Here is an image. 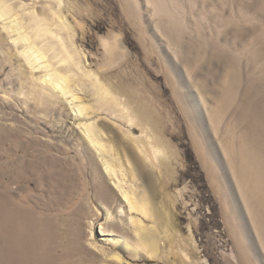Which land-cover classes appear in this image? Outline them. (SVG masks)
<instances>
[{
    "label": "rangeland",
    "instance_id": "374dc122",
    "mask_svg": "<svg viewBox=\"0 0 264 264\" xmlns=\"http://www.w3.org/2000/svg\"><path fill=\"white\" fill-rule=\"evenodd\" d=\"M4 2L0 264H264V0Z\"/></svg>",
    "mask_w": 264,
    "mask_h": 264
},
{
    "label": "bare ground",
    "instance_id": "6f19581e",
    "mask_svg": "<svg viewBox=\"0 0 264 264\" xmlns=\"http://www.w3.org/2000/svg\"><path fill=\"white\" fill-rule=\"evenodd\" d=\"M5 1V0H4ZM3 0H0V20L6 18L8 16V14H11L13 12V8L11 6H9L6 2H4ZM43 20V19H42ZM41 20V22H43ZM45 20V19H44ZM46 21V20H45ZM39 22V21H38ZM45 23V22H44ZM45 25V24H44ZM47 25V24H46ZM18 22L17 23H13L9 26V28L12 31H16L18 28ZM45 28V27H44ZM48 28V27H47ZM45 28L46 30L44 31V35H47L46 31L49 33V29ZM62 32V31H61ZM40 33V32H39ZM2 37V35H0ZM0 37V38H1ZM45 39V38H44ZM30 38L27 37L26 34L23 35H18L15 39H12L13 43L15 44H19V43H23L21 49L16 50V52L18 53V56L22 58V61L20 60V58L17 56V60H20L22 62L23 65H25L28 69H33V68H48L49 65H41L40 61H43L45 59V55L43 54V51L41 50V47H37L35 42H33L32 40L29 41ZM14 44V45H15ZM11 51V49H9ZM65 50H63V46L60 45V48L58 47V54L61 56V61H63L62 59H64L65 61L68 60L67 55H64L66 52H64ZM10 53V52H8ZM11 55V54H10ZM12 56V55H11ZM77 56V55H76ZM64 61V62H65ZM18 63V62H17ZM20 63V62H19ZM60 63V62H59ZM65 64V63H64ZM21 65V64H20ZM19 65V67H20ZM23 68V67H22ZM57 69V68H56ZM19 70V69H18ZM48 70V69H47ZM21 71V69L19 70ZM23 71V70H22ZM25 72V71H24ZM21 73V72H20ZM23 74V73H22ZM21 74V75H22ZM19 75V74H18ZM67 75V74H65ZM63 74L59 73L57 70H52L50 73H46L45 75H43L40 79L42 81V83L52 92H55L63 97H65L66 99L69 98H73L70 99V102L73 103L75 100V97H73V94H70L69 92L71 91L69 88V82L70 80H68V78ZM70 94L68 97L67 95ZM24 96V95H23ZM26 96V95H25ZM39 96V95H38ZM43 96V95H42ZM39 99V98H38ZM77 100V99H76ZM77 106V105H76ZM77 109L79 111V113H82L83 107L82 106H77ZM77 111V112H78ZM77 116V113H76ZM92 142V141H91ZM100 148H103L101 145H99ZM146 156V155H144ZM156 165V164H155ZM148 175V174H147ZM149 176V175H148ZM150 177V176H149ZM152 187L153 184H150ZM151 189V188H150ZM153 190V189H152ZM125 200L127 201L128 205H129V210L133 209L135 207V203L133 201L132 197L127 196V194L123 195ZM148 208V207H147ZM148 210V209H147ZM147 210L145 208H142V212H145V214L147 213ZM150 211V210H149ZM132 222V221H131ZM143 240L147 241V243L151 241H153V236H149L146 235L144 236ZM156 240V239H155ZM23 263V262H22ZM27 264V263H25Z\"/></svg>",
    "mask_w": 264,
    "mask_h": 264
}]
</instances>
